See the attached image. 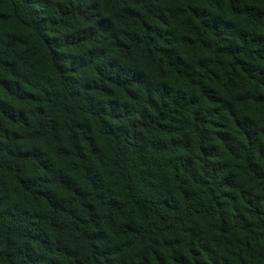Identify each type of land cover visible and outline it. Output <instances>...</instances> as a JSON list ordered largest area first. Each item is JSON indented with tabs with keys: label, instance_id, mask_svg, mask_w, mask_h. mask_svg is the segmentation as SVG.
I'll list each match as a JSON object with an SVG mask.
<instances>
[{
	"label": "trees",
	"instance_id": "obj_1",
	"mask_svg": "<svg viewBox=\"0 0 264 264\" xmlns=\"http://www.w3.org/2000/svg\"><path fill=\"white\" fill-rule=\"evenodd\" d=\"M0 264H264V0H0Z\"/></svg>",
	"mask_w": 264,
	"mask_h": 264
}]
</instances>
